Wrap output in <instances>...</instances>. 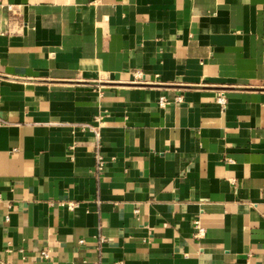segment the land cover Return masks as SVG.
I'll return each instance as SVG.
<instances>
[{
	"label": "crops",
	"instance_id": "0c3cea01",
	"mask_svg": "<svg viewBox=\"0 0 264 264\" xmlns=\"http://www.w3.org/2000/svg\"><path fill=\"white\" fill-rule=\"evenodd\" d=\"M0 2V264H264V0Z\"/></svg>",
	"mask_w": 264,
	"mask_h": 264
},
{
	"label": "built area",
	"instance_id": "2783aa9c",
	"mask_svg": "<svg viewBox=\"0 0 264 264\" xmlns=\"http://www.w3.org/2000/svg\"><path fill=\"white\" fill-rule=\"evenodd\" d=\"M0 7L6 8L9 12H14V6L13 5H10V4L5 5V4H3V3L0 2ZM137 76L139 77V74ZM168 102H169V100L167 99L166 96H161L159 98V101H158L159 107L162 108V109H165L167 107V105H168ZM175 102L176 103H182L183 102V97L182 96L177 97L175 99ZM218 104L222 107V109H225L226 108V106H227V100H226V97L224 95H222V96H220L218 98ZM99 119H97V120H99ZM82 128L83 129H88L90 131H94L95 132V129L91 125H83ZM96 134L98 136V133H96ZM103 168H104L103 159L98 154V156H97V171L98 172L99 171H102ZM61 206L62 207H65V208H67L69 210H74L75 208L78 207V204L77 203H61ZM194 229H195V237L196 238H201L206 233V230L202 226L201 221L199 219H197V220L194 221ZM81 243H83V241ZM41 256H42V258H44V259L47 260V259H49V252L48 251H43L41 253ZM116 264H123V263L122 262H118Z\"/></svg>",
	"mask_w": 264,
	"mask_h": 264
}]
</instances>
